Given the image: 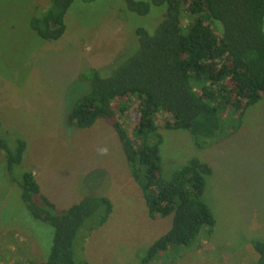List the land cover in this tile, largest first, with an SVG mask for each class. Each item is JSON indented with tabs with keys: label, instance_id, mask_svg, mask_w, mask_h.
I'll return each mask as SVG.
<instances>
[{
	"label": "rangeland",
	"instance_id": "rangeland-1",
	"mask_svg": "<svg viewBox=\"0 0 264 264\" xmlns=\"http://www.w3.org/2000/svg\"><path fill=\"white\" fill-rule=\"evenodd\" d=\"M51 1L0 0V137L13 153L19 141L27 145L12 172L0 150V264H39L53 246L54 228L35 218L22 199L26 172L59 214L85 197L111 202L104 224L106 205L77 233L76 264H139L171 229L173 216L151 218L106 120L82 130L69 124V115L89 93L91 71L113 75L137 52V29L154 31L165 7L139 16L128 11V0H77L63 37L45 41L30 23ZM220 117L225 139L203 149L188 131L167 130V115L159 117L164 179L172 180L195 158L209 164L204 200L216 224L211 234L203 228L191 246L171 248L155 264H258L253 242H264V96L241 118L232 109Z\"/></svg>",
	"mask_w": 264,
	"mask_h": 264
},
{
	"label": "trees",
	"instance_id": "trees-1",
	"mask_svg": "<svg viewBox=\"0 0 264 264\" xmlns=\"http://www.w3.org/2000/svg\"><path fill=\"white\" fill-rule=\"evenodd\" d=\"M76 1L52 0L31 20L32 30L45 41L60 40ZM153 7L166 10L154 31L137 29V52L110 77L91 71L90 91L69 115V124L82 130L106 120L118 135L132 177L141 185L151 218L173 216L171 229L148 248L139 264L158 263L169 249L191 246L203 228L211 234L216 224L204 200L206 178L213 173L209 164L195 158L172 180L164 179L159 117L167 115V130L188 131L203 149L225 139L222 112L232 109L241 118L264 96V0L127 1L128 11L139 16L149 15ZM26 148L19 141L13 153L0 137L10 172L22 164ZM19 186L32 215L55 231L49 256L39 264H76L77 233L106 205L104 224L111 202L85 197L59 214L32 172L24 173ZM253 247L258 264H264V242L254 241Z\"/></svg>",
	"mask_w": 264,
	"mask_h": 264
}]
</instances>
